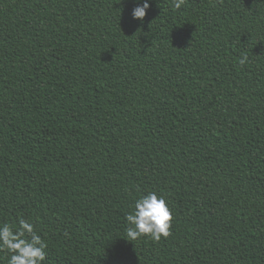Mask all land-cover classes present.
<instances>
[{"label": "trees", "instance_id": "obj_1", "mask_svg": "<svg viewBox=\"0 0 264 264\" xmlns=\"http://www.w3.org/2000/svg\"><path fill=\"white\" fill-rule=\"evenodd\" d=\"M0 264H264V0H0Z\"/></svg>", "mask_w": 264, "mask_h": 264}]
</instances>
